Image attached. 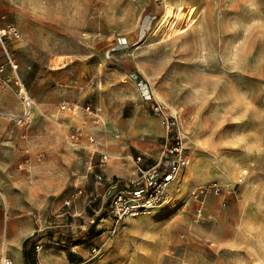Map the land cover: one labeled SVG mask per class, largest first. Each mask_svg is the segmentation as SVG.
I'll use <instances>...</instances> for the list:
<instances>
[{"label": "rangeland", "instance_id": "1", "mask_svg": "<svg viewBox=\"0 0 264 264\" xmlns=\"http://www.w3.org/2000/svg\"><path fill=\"white\" fill-rule=\"evenodd\" d=\"M0 14V25L13 24L19 32L7 43L19 76L32 97L51 100L43 107L33 99L27 137L41 136L47 126L58 134L48 148L27 138L29 171L18 170L25 166L23 127L12 117L20 113V101L0 81V202L7 222L26 230L27 241L43 244L41 251L75 242L84 264H264V0H0ZM128 34H136L137 42L116 48L117 38ZM104 39L134 59L133 72L149 82L153 98L180 111L190 160L171 184L170 204L119 223L100 220L90 229L88 210L92 202L104 204L101 196L64 204L85 184L80 175L87 153L65 145L77 117L61 112L55 121L50 114H58L62 102H89L104 126L117 124L111 113L124 104L121 124L132 128L134 140L162 134L157 117L130 116L131 104L144 100L122 63L99 52ZM48 107L49 113L43 111ZM86 127L94 137L92 124ZM87 179L89 191L93 175ZM183 180L185 192L178 190ZM207 183L234 193L208 195L197 221L188 193ZM67 207L80 215L64 214ZM92 244L101 249L95 258L89 257Z\"/></svg>", "mask_w": 264, "mask_h": 264}, {"label": "built area", "instance_id": "2", "mask_svg": "<svg viewBox=\"0 0 264 264\" xmlns=\"http://www.w3.org/2000/svg\"><path fill=\"white\" fill-rule=\"evenodd\" d=\"M155 3H161L163 0H151ZM19 37V32L13 24L0 25V45L2 46L6 64L0 65V81L10 88L15 98L20 101L21 111L17 116H13L16 123L19 125H27L32 119L34 101L29 92V89L18 74V63L11 55L7 48L8 40H16ZM119 44L125 45V39L118 37ZM8 70L6 73L5 70ZM137 91L140 98L148 101L153 98L150 85L146 81H137ZM149 110L160 121L165 131V139L163 143L162 153L157 161L150 166H142V156L134 157L135 170L138 177L125 183L120 179L110 178L109 183L105 187L106 205L97 213L90 215L87 218L89 225H97L101 220H111L119 223L128 218L148 215L153 210L171 203L170 187L171 184L178 180L181 171L186 167L190 160V156L184 146L183 140L185 135L181 132L180 127V111L171 108L161 101H153L148 105ZM58 110L71 115L79 114L82 121L79 124H74L70 127L65 135V145L68 147H83L90 152V160L88 168L91 170L95 164L103 165L107 162V153L99 151L94 146V137L91 134L85 133V117L92 116V121L97 122L98 117L92 109L89 102H79L71 100L58 104ZM28 154V151H26ZM97 156V162L94 157ZM29 158L24 159V164H28ZM95 180L99 183L104 182L105 178L101 174L95 175ZM239 178L237 182H241ZM236 182V183H237ZM83 193L82 189L78 188L75 193L65 200L64 204L69 205L78 196ZM234 193L233 187L225 188V186L216 183H207L192 189L188 195L195 203V216L198 221L204 212V203L208 195H224ZM94 200L90 198L89 202ZM93 235L90 233L89 237ZM84 239V238H83ZM90 241V240H89ZM34 249L39 252L43 244L34 242ZM64 248L65 244L55 242ZM101 249L94 244L89 248L90 258H95L100 255ZM89 258V259H90ZM0 264H12V259L8 254L6 245H2L0 250ZM76 264H84L77 262Z\"/></svg>", "mask_w": 264, "mask_h": 264}, {"label": "crops", "instance_id": "3", "mask_svg": "<svg viewBox=\"0 0 264 264\" xmlns=\"http://www.w3.org/2000/svg\"><path fill=\"white\" fill-rule=\"evenodd\" d=\"M151 1V0H150ZM153 4H158L155 3L153 1H151ZM5 17L4 14H0V18ZM123 38L126 40V43L130 44L131 43H136L137 41H135L134 39L136 38V34H128L127 36H123ZM129 40H128V39ZM101 48H99V52H102L104 54L105 58H108V60H116L119 61L120 63H122L123 68H124V72H125V76L129 79V84L130 86H132V89H135V93L136 96H138V91H137V81H146V80H140L137 79V75L133 72V70L135 69V63H134V59L132 57L130 58H125L122 55V51L120 52L119 50H115V47L118 48H122L125 45H117L115 44V47H110L111 43L108 42V40H102V42H100ZM136 77V78H135ZM135 80L134 86L132 84V81ZM128 81V80H126ZM148 84L149 82L146 81ZM150 85V84H149ZM135 87V88H134ZM151 88V86H150ZM152 90V89H151ZM36 99L37 102H41L43 107H46L48 105L51 104V100L48 98H44V97H40L38 95H35L33 97V99ZM153 100L156 99V101H158V99L156 98V96H154V98H152ZM152 100V101H153ZM148 101H144L143 104H139L138 102H136L135 104H131V106L129 107V114L130 116L133 118L138 117V116H147V115H151L153 117L156 118V116L154 114L151 113V111L149 110L148 105L152 103ZM40 105V104H39ZM35 106V105H34ZM103 106L102 104H99V109L100 107ZM20 107V104H19ZM58 107V106H57ZM112 108V107H109ZM125 106L124 104H122V106L120 108H116L118 112H114L111 113L112 116H117L118 117V121L117 124H104V126H99L101 122L100 121V117L98 116L97 112L95 113V115L98 117L97 122L92 121L91 117L92 116H87V118L85 117V124H84V128H87V124L88 122L92 124L93 127L92 128V132L94 135V146L101 152H105L108 154V156L110 158H108L107 162L103 165H98L95 164L93 166V168L90 170L88 168V164H89V160H90V152L86 149L83 148L85 153H87V157H86V173L83 175H80L81 177H85V184H83V186H79L77 188L74 189L73 193H75V191L80 188L82 189L83 193L78 196L76 199H78V203L80 201H82L85 198H90L93 197L95 200L96 196H101L103 199L104 204L101 206H98L96 204L93 203V207H91V210H88L90 212V214L87 216L89 217L92 214H95L97 212H99L105 205H106V197L105 195V187L106 185L109 183V179L110 178H114V179H121L125 183L136 179L139 175L137 173V171L135 170V163H134V157L140 155L142 156V166L143 167H147L150 166L151 164L155 163L157 161V159L160 157L161 153H162V147H163V143H164V139H165V131L164 128L162 127V125H160V134H161V138L159 137L158 140V136L157 138H152L151 141H138V140H134V138H132V128H129L127 126H123L122 123V112L123 109L125 110ZM58 110V109H57ZM20 111H21V107H20ZM43 111L49 113L50 109L45 108ZM58 114H50L51 116H55L54 119L52 120H61L60 115L61 111H56ZM60 112V113H59ZM108 114H110V111L105 112L104 117L107 116ZM71 115V114H70ZM60 116V117H59ZM71 116H75L77 117V122L73 123L74 124H79L80 121H82V117L77 114V115H71ZM110 116V115H108ZM34 117V107H33V113H32V120ZM59 117V118H58ZM115 118V117H114ZM158 119V118H157ZM31 120V121H32ZM31 121L27 124V125H19L17 123V125H19V127H23L22 131H21V138L23 141L22 144V149H23V158H22V164L25 165L24 167L18 166V170H25V171H29V167L28 165L30 164L31 161V151L29 149V145L27 144V138H29L28 143H30L32 146L34 147H42V148H48L50 147V145L53 143L52 141H58V134L56 132H54V128L52 126H47L45 132L42 133L41 136H35V135H31L29 137L28 136V130L31 124ZM159 121V120H158ZM57 124V123H56ZM58 125L61 127V124L58 123ZM69 126L70 127L72 126ZM68 129V131H69ZM34 131V128H33ZM67 131V132H68ZM89 132V131H88ZM90 134V133H88ZM159 134V135H160ZM126 138V139H123ZM163 137V138H162ZM133 141H135V143H133ZM68 147V146H67ZM73 148V147H70ZM28 151V154L27 152ZM28 157L29 158V162L28 164H24V159ZM94 160L97 162V156L94 157ZM109 160H113L111 164H109ZM114 163V164H113ZM88 173L93 175L94 178V182L92 181V185H91V189L89 191L86 190L85 185L88 182ZM96 174H101L103 175V177L105 178L104 182L99 183L95 180V175ZM38 176L36 174H34V180H38L37 178ZM81 181L82 178H81ZM36 186V185H35ZM7 190V189H6ZM72 194V193H71ZM70 194V196H71ZM69 196V197H70ZM75 199V200H76ZM74 200V201H75ZM73 201V202H74ZM65 202V201H64ZM84 205H89V202L87 204L84 203ZM66 210H64V214H69V215H73L75 216H79L81 212H76L73 211L72 209H70V207L65 208ZM83 209L85 210V206H83ZM67 225V224H65ZM69 227H71V224H68ZM94 225H92L90 227V229H94L93 228ZM26 230H24V232H22L21 230L17 231V228L15 229V225H14V221L11 222H7V216H5V214H3L2 211V207H1V202H0V250L2 248V245H6L7 249H8V254L12 259V264H27L26 262H24L23 259V255H22V250H23V246L24 241L26 240V236H24ZM26 235V234H25ZM86 239V238H84ZM83 238L78 239L80 243H82V241H84ZM34 242L32 243L31 240L27 242V244L25 245V251L27 252H35V257L29 261L28 264H76L77 262H80L82 259V257L79 256L78 252L75 250V248L78 247L79 244H76L75 242H71L70 240L65 244L64 248L61 249H57L55 250L54 248H47L44 251L40 250L39 252H36L34 249ZM67 244H69V246H67Z\"/></svg>", "mask_w": 264, "mask_h": 264}, {"label": "bare ground", "instance_id": "4", "mask_svg": "<svg viewBox=\"0 0 264 264\" xmlns=\"http://www.w3.org/2000/svg\"><path fill=\"white\" fill-rule=\"evenodd\" d=\"M191 19H192V15L191 16H189ZM193 20V19H192ZM191 20V21H192ZM158 96V95H157ZM172 108V107H171ZM174 109V108H173ZM200 127V128H199ZM198 127V129L195 131V133H194V139H195V141H198L199 140V137H200V129H201V126H199ZM206 141V140H205ZM200 143H202V142H200ZM209 146V150L210 151H212L213 153H214V146H213V144H210V145H208ZM188 165H186V167H187ZM187 187V181L186 180H183V182H182V184H181V186L179 187V189L178 190H181V191H183V192H185V191H187L186 188ZM174 199V198H173Z\"/></svg>", "mask_w": 264, "mask_h": 264}, {"label": "trees", "instance_id": "5", "mask_svg": "<svg viewBox=\"0 0 264 264\" xmlns=\"http://www.w3.org/2000/svg\"><path fill=\"white\" fill-rule=\"evenodd\" d=\"M27 240L24 241V244H27ZM25 245L23 246V250H22V255H23V259L24 262H26L27 264L29 263L30 260H32L35 257V252H27L25 251Z\"/></svg>", "mask_w": 264, "mask_h": 264}]
</instances>
